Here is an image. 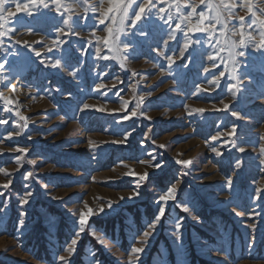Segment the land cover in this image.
I'll return each mask as SVG.
<instances>
[{
	"label": "rangeland",
	"instance_id": "1",
	"mask_svg": "<svg viewBox=\"0 0 264 264\" xmlns=\"http://www.w3.org/2000/svg\"><path fill=\"white\" fill-rule=\"evenodd\" d=\"M193 259L264 264V0H0V264Z\"/></svg>",
	"mask_w": 264,
	"mask_h": 264
},
{
	"label": "trees",
	"instance_id": "2",
	"mask_svg": "<svg viewBox=\"0 0 264 264\" xmlns=\"http://www.w3.org/2000/svg\"><path fill=\"white\" fill-rule=\"evenodd\" d=\"M194 261H193V263L192 264H197V261H196V259H193ZM200 264H207L205 261H202Z\"/></svg>",
	"mask_w": 264,
	"mask_h": 264
},
{
	"label": "clouds",
	"instance_id": "3",
	"mask_svg": "<svg viewBox=\"0 0 264 264\" xmlns=\"http://www.w3.org/2000/svg\"><path fill=\"white\" fill-rule=\"evenodd\" d=\"M32 163H34V161Z\"/></svg>",
	"mask_w": 264,
	"mask_h": 264
}]
</instances>
